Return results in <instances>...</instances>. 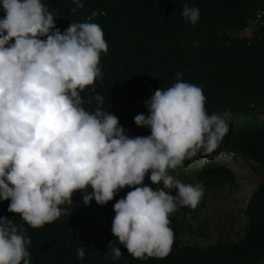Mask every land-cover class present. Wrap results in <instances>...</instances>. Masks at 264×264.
I'll list each match as a JSON object with an SVG mask.
<instances>
[{
	"label": "clouds",
	"instance_id": "clouds-1",
	"mask_svg": "<svg viewBox=\"0 0 264 264\" xmlns=\"http://www.w3.org/2000/svg\"><path fill=\"white\" fill-rule=\"evenodd\" d=\"M73 3V13L84 7ZM0 7V264H30L22 224L41 228L57 220L77 191L85 205L111 201L104 223L133 258L167 257L175 238L170 215L195 210L204 195L202 182L183 183L171 173L209 158L231 167L225 158L236 159L218 149L228 121L209 114L202 88L177 72L171 87L144 102L147 116L134 117L150 135L130 138L104 109L103 96L89 98L91 111L81 96L101 78V53L108 52L101 26L91 22L97 12L61 32L41 0H0ZM182 16L195 25L200 11L185 3ZM172 189L175 196L166 191ZM116 243H109L113 260L123 254ZM86 250L78 247L77 257Z\"/></svg>",
	"mask_w": 264,
	"mask_h": 264
},
{
	"label": "trees",
	"instance_id": "trees-1",
	"mask_svg": "<svg viewBox=\"0 0 264 264\" xmlns=\"http://www.w3.org/2000/svg\"><path fill=\"white\" fill-rule=\"evenodd\" d=\"M41 2L61 32L97 12L91 22L101 26L108 52L101 53V78L81 92L86 110H94L95 100L87 101L99 94L130 138L148 136L150 129L136 126L134 117L147 116L144 102L157 89L171 87L181 72L184 82L202 88L207 112L225 115L229 123L218 149L245 160L263 177L246 198L240 209L244 219L236 218L230 237L206 241V225L198 221L200 203L195 210L182 207L171 214L175 238L163 259L133 258L112 235L111 224L104 223L111 201L85 205L77 191L72 204L60 206L66 211L57 220L41 228L22 224L31 238L30 264H264V0H82L83 9L75 13L73 0ZM185 3L200 11L195 25L182 16ZM4 15L0 7V19ZM247 25L251 36H239ZM190 176L193 183H203L204 192L237 185L233 169L210 158ZM144 184L151 186L148 175ZM112 241L123 253L116 260L108 254ZM78 247L87 249L83 259L77 257Z\"/></svg>",
	"mask_w": 264,
	"mask_h": 264
},
{
	"label": "rangeland",
	"instance_id": "rangeland-1",
	"mask_svg": "<svg viewBox=\"0 0 264 264\" xmlns=\"http://www.w3.org/2000/svg\"><path fill=\"white\" fill-rule=\"evenodd\" d=\"M240 35L250 37V27L243 28ZM225 161L232 162L231 167L236 174L237 185L232 188L224 185L204 192L203 201L199 205L198 221L206 225L207 241L215 237H230L236 218L244 219L240 209L244 206L246 198L263 177L261 174L252 172L247 162L242 159L232 160L231 157H226ZM191 168V164H186L184 168L171 174L183 183H193L190 176ZM160 187L162 188L163 185ZM166 191L173 193V190Z\"/></svg>",
	"mask_w": 264,
	"mask_h": 264
}]
</instances>
